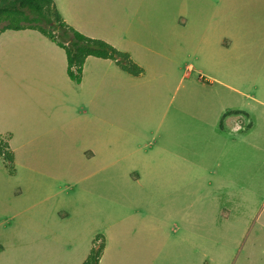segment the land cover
Returning a JSON list of instances; mask_svg holds the SVG:
<instances>
[{"label":"rangeland","instance_id":"obj_1","mask_svg":"<svg viewBox=\"0 0 264 264\" xmlns=\"http://www.w3.org/2000/svg\"><path fill=\"white\" fill-rule=\"evenodd\" d=\"M56 1L61 7L62 0ZM111 1L124 8H140V5L150 8L149 18L144 20L145 29L138 38H145L155 49L167 54L157 58L146 54L148 57L144 59H139L142 54H136V60L140 61L138 63L145 74L135 79L127 104L125 93L114 97L109 87L101 93L103 116L117 118V122L111 121L118 125L113 141L132 140L133 151L141 145L154 156L152 167L159 166V158L155 154L161 148L170 147L180 152L183 156L182 172L171 175L176 174L184 184L190 181L198 183L200 216L206 210L217 212L223 208L231 214L229 223L220 218H216L215 223L208 220L209 228L222 229L224 235L219 237L218 231H215V240L221 245L209 247L208 258L200 256V259H204L203 264H226L228 259L232 264H240L243 247L240 231L245 226L249 227L255 205L253 202L240 204L236 187L229 189L230 196L213 198L211 192L217 187H210L208 182L223 175H230L238 182L232 172L238 166V137L231 130L229 119L264 116V106L258 104V101L264 103V0ZM177 23L181 27L173 32V24ZM23 38H41L53 44L35 30L28 31ZM179 39L187 40L191 47L185 49L173 44L174 40L181 43ZM193 41L198 43L197 46ZM42 49L33 42H22L13 48L9 58L3 55L4 59L0 60V69L15 71L16 76L20 74L17 78L24 85L21 93L8 96L6 104L2 103L5 113L0 120V134L12 135L9 143L15 157L16 173L11 175L0 157V242H14L15 238L9 232L20 227L45 232L52 230L58 234L56 240L61 243H64L61 236L68 230L71 237L65 243L76 242L81 234L100 235V231L106 228L170 232L181 223L184 225L181 228H190L189 204H182L185 220L179 222L169 199L147 195L149 200L127 205L121 203V197L109 196L105 199L107 193L95 190L94 178H90L85 185L77 183L79 178L73 171L83 167L81 156L85 157L87 151L96 149L98 137L102 144L110 141L111 128L104 121L89 119L90 105L81 107L83 99L79 97V87L66 75L68 62L62 65ZM174 62L178 72L168 76V69ZM190 67L194 69L192 77L184 78L182 75L189 72ZM202 82H211L212 87H204ZM93 97V94L89 97L92 102ZM67 101L70 104L74 102L73 106L67 105ZM233 112L240 113L224 118ZM75 113L77 119L67 122V116L75 118ZM44 118L47 126L44 125L43 132L52 130L49 134L64 140L61 144L34 140L35 130L41 132L42 129L41 124H34ZM221 123L223 133L228 136L227 141L221 136ZM118 147L122 149L121 143ZM60 149H64L63 153ZM143 152L139 151L134 156L143 155ZM64 164L67 167L62 168ZM94 164L95 161L85 163L88 167ZM32 167L39 170L36 177L32 176ZM213 170L217 171L216 175L210 172ZM160 175L158 169L143 173L141 186H156L161 180ZM246 177L249 186L253 174L247 173ZM63 179L69 183L67 186L58 183ZM119 180L125 179L120 177ZM123 184L120 182L119 186ZM249 187L248 192L255 190L253 185ZM82 189L85 190L83 195ZM208 194L211 196L207 198ZM81 196H85L90 203L82 205ZM97 196L103 201L101 210L95 206ZM251 199L253 197L248 193L247 200ZM165 205L167 210L162 211ZM68 211L74 216L62 222L58 215ZM202 223L200 220L199 225ZM228 229L230 233H226ZM39 239L45 241V238ZM55 249V264H66L70 253L62 247ZM45 256L40 254L39 261H43Z\"/></svg>","mask_w":264,"mask_h":264},{"label":"crops","instance_id":"obj_2","mask_svg":"<svg viewBox=\"0 0 264 264\" xmlns=\"http://www.w3.org/2000/svg\"><path fill=\"white\" fill-rule=\"evenodd\" d=\"M55 4L61 13L64 21L76 30H80L86 36L92 38L102 39L112 45L119 51L130 54V57L139 65L140 61L136 60V54H142L139 59L148 57L146 54H150L152 58L164 57L167 55L161 52L160 49H155L151 42L145 38L140 39L138 35L141 34L146 22L150 15V8H124L119 4H113L111 0H62L61 7L57 1ZM62 8V9H60ZM93 17V20L91 19ZM181 27L180 24H173L172 31ZM32 30H6L0 34V60L4 59L3 55L11 56L13 48L22 42H33L40 45L43 49L42 52H47L49 57L58 61L62 65H66L67 57L65 51L53 44L44 42L41 38L37 39H25L23 38L27 32ZM90 32V33H89ZM173 41V44L179 45L182 48L191 47L186 40L179 39ZM172 41L170 40L169 43ZM176 42V43H174ZM193 43L197 46V42ZM167 44V43H166ZM55 45V46H54ZM57 47V48H56ZM158 48V47H157ZM139 62V63H138ZM106 69H103V67ZM176 62H174L168 69V76L176 74L178 71L175 68ZM194 69L190 67V71L186 72L184 78H191ZM14 73V75H12ZM15 71H7L0 69V120H3L2 103L6 104L8 96H16L24 90V85L20 83L19 78L15 75ZM66 75L75 86L79 87V97L83 99L81 107L85 104L90 105L89 119L99 120L110 125L111 132L109 134L110 141L102 144L99 137L96 141V149L87 151L85 157L82 155V165L75 169L73 172H77L79 181L77 183H85L90 178L96 180L95 190L107 193L106 197H121V203L123 204H135L142 200H149L150 198L161 197L163 200H168L173 203L175 207V215L179 218V222H183V209L181 208L183 203L189 204L191 213L190 228L183 229L181 225L170 232L160 230H143V229H108L102 232L105 237L106 248L101 258L100 264H203L204 259H200V256L208 258L209 247H213L216 244L221 245L220 241L215 240V231H218V236L224 235V230H216L213 227H208V220L216 222V218H220L224 222H230L231 214L226 209H221L215 212L214 210H206L200 216L199 214V185L197 182L190 181L185 183L178 179L177 175L171 174L182 172L183 156L180 152L170 147H163L157 152L156 157L159 158V166L152 167V159L154 156L150 155L149 151H146L141 145H138L135 151L133 143L130 141H117L114 140L117 136L118 125L111 123V121L117 122V118L110 119L103 116L102 113V101L101 93L106 92L109 87L112 96H117L120 93H125L128 103V94L133 89V84L136 77H133L123 72L113 61L104 60L95 57H90L86 60L83 69V77L81 83L77 84L72 81L67 73ZM142 78V77H140ZM183 79V77H182ZM204 87H212L211 82L201 84ZM30 87H33L30 84ZM69 88L71 86L68 85ZM178 88V87H177ZM75 94V93H74ZM93 94L94 101L89 98ZM248 97L247 95H245ZM174 98V96H173ZM89 101V103L85 102ZM75 101V100H74ZM74 104V102H73ZM67 101V105L73 106ZM258 104L264 106L263 101H258ZM53 106V103H51ZM49 106V105H48ZM68 110H70V108ZM88 111L86 112V114ZM45 112L43 113L44 116ZM75 118L67 116V122L70 120H76L77 113L73 114ZM225 115L224 118H227ZM105 118L109 119L106 120ZM237 117L235 120H230L232 123L231 130L237 134L238 143V166L235 167L233 172V178H238V182L231 179L230 175L217 176L213 181H209L208 185L212 188L217 187V190H213L212 197H224L230 196L228 192L230 188L236 187L238 192L239 203L247 205L251 202L254 203V213L250 215L249 227L245 226V229L240 231L242 236L243 247L240 250V257L242 260L240 264H264V116H255L254 119L242 117L240 120ZM46 118L41 122L36 120L34 125L41 124V132L34 135V140H45L47 143L57 144L61 141L60 138L53 136L51 132H43ZM163 120L160 122L162 125ZM221 136L224 141H227V134H224V126L221 123ZM10 132V131H9ZM245 132L244 134H242ZM171 137V136H170ZM236 138V137H235ZM222 140V139H221ZM118 143H121V148L118 147ZM222 147L223 144L222 140ZM68 147V146H67ZM144 151L143 155L138 157L134 156L139 151ZM64 149H60V153H63ZM63 161L64 157L61 158ZM95 161V166H86ZM127 161L125 164L124 162ZM156 164V163H155ZM67 167V164L62 168ZM152 169H158L161 173L159 183L156 186L143 188L142 174L149 173ZM36 167H32V176L36 177L38 173ZM217 174V171H210ZM252 173L253 177L249 186H254V191H249L251 188L246 181V174ZM236 175V176H235ZM125 180H119V178ZM173 178V179H172ZM66 179L61 180L60 184H69ZM120 182L124 183L120 187ZM251 184V185H250ZM214 186V187H213ZM144 190H143V189ZM235 188V189H236ZM144 192H143V191ZM99 191V192H100ZM85 192L82 189V195ZM248 193L253 197V200H247ZM210 197L211 194H208ZM204 200V199H203ZM210 200V198H209ZM80 202L90 203L85 196H81ZM102 199L97 196L95 200V206L101 210ZM107 204V203H106ZM105 204V205H106ZM167 206L162 208V211H166ZM187 210L184 211L186 213ZM73 213L68 211L62 215H58V218L62 221H68L73 217ZM186 217V214H184ZM241 219V215H239ZM201 218V219H200ZM246 221V216H243ZM200 220L203 222L199 225ZM199 222V223H198ZM213 223V225H214ZM184 226V225H183ZM248 227V228H247ZM15 239L14 242L6 241L0 242V264H55L54 252L56 248L62 247L66 253H70L66 264H83L87 259L93 239L99 233L93 235L81 234L78 236L76 242L65 243L69 241L71 237L70 231H64L61 239L64 243L56 240L58 234L52 230L42 231L37 229H27L20 227L18 230H12L9 232ZM170 233V234H169ZM226 233H230V230H226ZM169 234V235H168ZM83 236V237H82ZM39 237L45 238V241H41ZM69 238V239H68ZM82 238V239H81ZM172 252H170V251ZM40 254H45V259L39 261ZM160 262V263H159ZM226 264H232L231 260H227Z\"/></svg>","mask_w":264,"mask_h":264},{"label":"trees","instance_id":"obj_3","mask_svg":"<svg viewBox=\"0 0 264 264\" xmlns=\"http://www.w3.org/2000/svg\"><path fill=\"white\" fill-rule=\"evenodd\" d=\"M6 30H35L62 48L67 57V73L77 84L82 81L84 65L90 57L111 60L123 72L136 78L145 74L144 68L134 62L130 54L117 50L102 39L85 36L68 25L54 0H0V34ZM234 113L240 112L226 115ZM11 137V134H0V157L10 174L15 175V157L9 143ZM105 248L104 235H97L83 264H100Z\"/></svg>","mask_w":264,"mask_h":264}]
</instances>
